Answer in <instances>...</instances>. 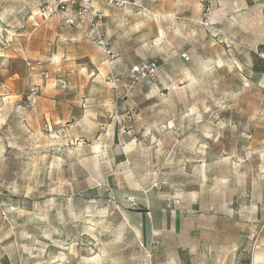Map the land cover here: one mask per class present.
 <instances>
[{
    "label": "rangeland",
    "instance_id": "1",
    "mask_svg": "<svg viewBox=\"0 0 264 264\" xmlns=\"http://www.w3.org/2000/svg\"><path fill=\"white\" fill-rule=\"evenodd\" d=\"M57 1L0 0V264H264V0H100L113 63Z\"/></svg>",
    "mask_w": 264,
    "mask_h": 264
},
{
    "label": "built area",
    "instance_id": "2",
    "mask_svg": "<svg viewBox=\"0 0 264 264\" xmlns=\"http://www.w3.org/2000/svg\"><path fill=\"white\" fill-rule=\"evenodd\" d=\"M115 9H124L129 0H103ZM40 18L45 21L54 16H60L64 23L70 27L85 30L86 38L101 48L104 56L113 63L116 53L113 50L112 41L102 29L103 14L94 5V0H59L44 6L40 10ZM186 59L187 55H183ZM31 71L37 69L33 63L27 64ZM144 76H153L157 69V63H141L137 68ZM47 77V76H46Z\"/></svg>",
    "mask_w": 264,
    "mask_h": 264
},
{
    "label": "crops",
    "instance_id": "3",
    "mask_svg": "<svg viewBox=\"0 0 264 264\" xmlns=\"http://www.w3.org/2000/svg\"><path fill=\"white\" fill-rule=\"evenodd\" d=\"M99 1H100V0H94V5H95V7H96L98 10H100L101 13H102V6H101V4H100ZM102 14H103V13H102ZM103 16H104V14H103Z\"/></svg>",
    "mask_w": 264,
    "mask_h": 264
}]
</instances>
